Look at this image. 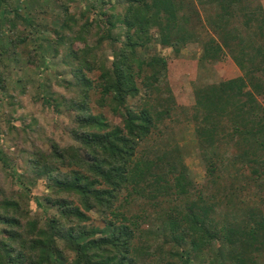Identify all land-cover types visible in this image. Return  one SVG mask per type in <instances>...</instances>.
Wrapping results in <instances>:
<instances>
[{"label": "trees", "instance_id": "obj_1", "mask_svg": "<svg viewBox=\"0 0 264 264\" xmlns=\"http://www.w3.org/2000/svg\"><path fill=\"white\" fill-rule=\"evenodd\" d=\"M247 2L126 0L118 12L116 6L108 11L103 2L94 0L90 7L102 19L90 21L85 12L81 17L70 12L71 6L79 4L77 0H0L4 36L8 37L6 28L20 30L16 43L25 46L33 41L41 49L36 35L49 33L54 36L53 50L67 52L76 95L58 105L75 111L69 132L80 144L65 149L53 145L50 154L33 151L29 156H34L24 161L22 173L0 152V264H204L210 252L212 264L262 263L264 196L250 193V181L258 182L260 188V182L264 183V9ZM208 5L217 8L216 20L209 17L205 22L213 23L217 37L205 45L204 58L219 61L228 52L242 71L237 78L196 93L202 114L196 117L201 119L196 135L209 180L222 183L229 173L234 183L229 188L223 185L232 212L237 213L230 226L216 219L218 205L196 193L183 161L178 172L175 164L138 156L161 115L145 106L137 110L129 105L140 96V83L147 96L160 93L156 83L168 71L167 60L158 54L142 57L143 49L153 41L151 30H157L164 47L179 52L192 39L186 31L192 16L200 21L197 7L207 9ZM238 13L249 28L246 35L235 25L231 27ZM93 30L98 33V43L108 40L114 51L111 66L102 64L97 81L87 75L96 61L87 45ZM80 44L82 49L76 50ZM3 49L9 55L11 44ZM73 55H80L77 67ZM92 90L100 92L101 106H109L122 118V126H113L103 114L93 113ZM223 143L232 147L228 163L222 161ZM9 174L17 191L11 197L4 188ZM241 181L245 183L242 187L235 185ZM40 185L48 193L32 197L31 187ZM244 191L246 196H242ZM123 193L125 204L119 202ZM175 196L183 202L174 204ZM139 197L157 208L164 202L174 204L163 213L169 234L157 262H153L147 240L146 245H137L143 228L139 221L148 215L128 217L123 211ZM32 202L47 214L45 219L31 216ZM93 212L99 213L101 222H95Z\"/></svg>", "mask_w": 264, "mask_h": 264}, {"label": "rangeland", "instance_id": "obj_2", "mask_svg": "<svg viewBox=\"0 0 264 264\" xmlns=\"http://www.w3.org/2000/svg\"><path fill=\"white\" fill-rule=\"evenodd\" d=\"M14 1L18 2V0ZM26 1L30 3L34 0ZM93 1L77 0L79 4L71 6L70 12L76 14L77 17H81L82 13L85 12V18L90 21L92 19L100 20L102 19L101 14L94 12L90 7V5H93ZM125 1L99 0L100 3L103 2L108 11L111 6H116L118 12L122 10L120 5H123ZM26 3L23 2V5L27 6ZM247 3L254 8L264 9V0H248ZM192 6L194 7V5ZM197 8L200 21L194 15L192 16V22H189L188 30L186 29L192 39L188 40L186 45L180 46L179 52L173 47H164L161 44L160 36L156 32L157 30H151L153 41L148 49H143L142 57L147 58L148 55L158 54L167 60L168 71L163 73V76H160L159 81L156 83V87L158 86L161 90L160 93L153 92V94L147 96L144 86L140 83L141 94L135 99H131L129 105L137 110L145 106L144 108H150L154 114L161 115V120L157 122L156 128L142 143L138 156L155 161L160 158L166 163L175 164L178 172L183 169L181 164L184 163L188 169V180L193 183L196 193H203L207 199H210V202L215 203L216 206L218 205L216 219L220 224L230 226V223L234 222L232 216H236L237 213L232 212L234 210L232 209L233 204L225 195L223 185L228 187L234 183L229 173H225V179L222 180V183L211 184L209 180L207 162L204 160L205 156L199 147L196 135V128L201 125V119L196 117L202 115L198 111L196 93L208 85L237 78L242 75V71L228 52H225L219 61H207L204 58L205 45L212 37H217L215 27L211 25L213 23L205 22L208 21L209 17L216 20L217 8L216 5H208L207 9L202 6ZM98 10L101 9L98 8ZM244 20L243 15L238 13L233 17L231 27L235 25L246 35L249 28H246ZM20 28H26L28 32L32 30L27 26L24 27V25H21ZM5 30L8 37L0 31V78H2V81L0 80V152L5 154L10 164L15 168H19L22 173L25 169L24 161L28 160L30 156H34V154L29 156L33 151L40 150L44 154H50L54 149L53 145L61 149L80 146L69 132L71 122L75 119V111L67 109L63 106L64 104L58 105L63 99L75 97L76 93L71 86V84L75 85V76L68 66L69 63H67L69 61L66 55L67 52L56 53L53 50V35L49 33L36 35L43 46L40 49L33 41L28 42L25 46L16 43L15 41L21 34L19 33L20 30L11 32L9 28ZM260 43L262 42L260 41ZM10 44L11 52L7 55V53H4L3 48L8 47ZM87 45L96 54L93 55L96 59V61H93L94 70L87 75L93 81H97L101 74L102 64H107L108 67L111 66L114 54L113 46L108 40L98 43L96 30L88 35ZM82 47L83 45L80 44L75 49L81 50ZM79 56L73 55L74 59L72 61H74L73 65L75 67L79 64ZM3 77L6 81H3ZM100 98L99 91H91L90 106L93 113L103 114L113 126H122V118L114 114L109 106H101L99 103ZM221 148L225 153L222 154L224 160H221L228 163L232 155V147L223 143ZM245 173L250 175V170L247 169L246 171L245 169ZM7 178L4 188L6 190L8 188V194L11 197L17 191L12 187L13 178L10 174ZM250 182L252 184L250 193L255 197L264 196V183L260 182V188L258 182L255 184L253 181ZM244 184L241 181L235 185L242 187ZM30 193L34 197L44 195L48 191L40 185L37 188L31 187ZM235 193L238 199L242 198L239 192ZM247 194L248 192L244 191L242 196ZM125 197L126 193H123L119 201L121 204H125ZM174 199V204L183 202L176 196ZM132 201L134 202L129 210L123 211L128 217L148 215L147 218L139 221L143 228L138 232L137 245H146L148 241L147 244L150 246L152 257H154L153 262H157L159 257L163 256L162 249L164 251L165 248L163 244L169 234L163 222V213L171 209L174 204L164 202L157 208L146 198L139 197L132 199ZM29 206L31 216L45 219L47 214L35 202H32ZM144 210L146 211L143 212ZM229 213L231 215H228ZM52 214L51 212L49 215ZM91 215L95 222H101L102 218L99 213L93 212ZM212 255L213 253H208L207 256L210 258H207L212 260ZM209 260L204 264H212ZM261 262V264H264V258Z\"/></svg>", "mask_w": 264, "mask_h": 264}]
</instances>
